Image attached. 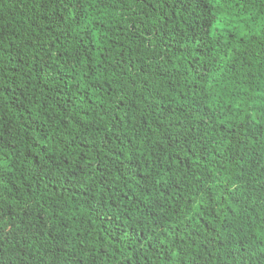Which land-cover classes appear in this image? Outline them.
<instances>
[{
	"label": "trees",
	"instance_id": "1",
	"mask_svg": "<svg viewBox=\"0 0 264 264\" xmlns=\"http://www.w3.org/2000/svg\"><path fill=\"white\" fill-rule=\"evenodd\" d=\"M0 264H264V0H0Z\"/></svg>",
	"mask_w": 264,
	"mask_h": 264
}]
</instances>
